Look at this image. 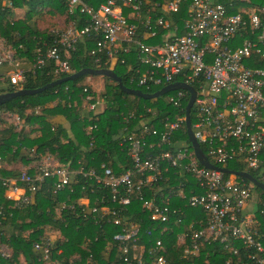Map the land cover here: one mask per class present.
Segmentation results:
<instances>
[{
	"label": "built area",
	"instance_id": "1",
	"mask_svg": "<svg viewBox=\"0 0 264 264\" xmlns=\"http://www.w3.org/2000/svg\"><path fill=\"white\" fill-rule=\"evenodd\" d=\"M143 1L106 0L94 8L82 0H68V11L72 13L78 8L88 16V23L79 27L73 22L65 29L51 30L56 35V45L45 54L37 48L32 72L44 65L46 57L54 62V74L69 73L65 56L85 37L94 40L90 53L96 61L104 59L110 68L124 64V56L135 50L138 65L129 67V81L152 93L180 76L182 83L195 90L191 128L208 161L226 169L228 162L244 164L245 172H258L259 182L264 183V6H239L237 11L230 12L227 2L192 0L181 34L161 12L155 14V24L168 31L160 43L149 44L144 38L156 36L151 25L153 8L148 7L142 14ZM179 4L180 0H169L156 3L155 9L175 12ZM0 5L11 7L12 2L0 0ZM125 8L129 9L127 14L123 12ZM138 21L147 31L138 32ZM4 61L15 67L8 77L10 84L21 89L25 73L19 68L20 58L7 49L0 55V63ZM173 91L174 94L165 97V102L174 108L172 113L158 120L142 118L136 127H129L131 113L123 117L125 126L120 144L126 149L132 168L115 173L106 163L86 169L62 164L50 156L38 157L28 165L34 169L32 173L22 168L19 177L0 176V188L8 202L6 207L0 205V213L31 204L35 193L48 181L52 183V192L57 194L64 190L72 192L77 179L82 177L92 193L99 191L96 203L81 195L69 201L67 194V199H56L55 211L60 215L68 210L74 218L118 226L119 231L112 234L105 250L110 248V254L115 248L116 256L124 264H172L163 253L162 238L157 237L147 246L140 236V223L125 213L132 200L139 201L163 234L184 221L182 207L173 205L177 199L204 213V218L191 219L187 228L176 234L175 244L181 251L179 264H193L191 259L210 245L228 253L224 264H264V198L256 192L255 184L237 175V171L223 172L201 164L188 136L186 140L175 137L182 129L187 135L185 96L190 93L185 89ZM84 104L90 111H101V99L94 101L91 94L85 96ZM146 112L157 114L151 107ZM0 117L6 124L22 126L17 114L0 111ZM170 172L176 183H171ZM192 179L200 192L191 185ZM58 232L46 228L33 242L38 261L62 264L63 249L55 245ZM0 255L4 258L12 255L1 241ZM67 261L73 264V258ZM13 264L27 262L21 257ZM204 264L212 263L206 260Z\"/></svg>",
	"mask_w": 264,
	"mask_h": 264
},
{
	"label": "trees",
	"instance_id": "2",
	"mask_svg": "<svg viewBox=\"0 0 264 264\" xmlns=\"http://www.w3.org/2000/svg\"><path fill=\"white\" fill-rule=\"evenodd\" d=\"M10 1L12 2L11 7L0 5V37L14 50L15 55L28 56L32 61L30 69L24 72L22 88L35 89L82 68H109L120 76L125 86L139 88L143 92H147L128 79L131 72L129 67L138 65L135 50L131 49V53L124 56V64L119 63L110 68L106 60L96 61L95 56L90 53L95 44L91 37H85L84 40L78 42L75 48L69 50L65 56L71 69L69 73L54 74V62L46 57L44 65L32 72V65L37 58V48L45 54L48 48L56 45V35L51 30H41L36 25L40 14L39 9H46L45 12L51 16L65 15L69 24L75 22L79 27L88 23V16L80 12L78 8H74L70 13L68 0ZM82 1L94 8L106 2V0ZM168 1L144 0L142 2V14H145L148 7L153 8L151 25L156 32V36L144 38L146 43H160L163 35L168 31V29L155 24V14L160 15V12L165 19L179 28V34L184 32L183 25L188 18L192 0H180L179 7L175 12L168 13L158 8L155 9L156 3ZM212 1L213 3L227 2L230 12L237 11L239 6L252 5L257 8L264 6V0H249L242 3H237V0ZM24 6L27 7V11L23 17L12 19V11ZM123 12L127 14L129 9L125 8ZM137 25L138 32L147 31L143 23L138 21ZM88 76L91 75L80 76L33 95L18 96L0 105V111L17 114L22 122L21 128H16L12 123L6 124L0 117L2 119L0 122L3 124L0 126L1 177H19L22 168L32 173L34 169L28 168V165L35 162L38 157L45 156L58 159L62 164H71L73 167L83 166L86 169L98 168L101 163H106L115 173L132 168V164L126 156V149L120 144L125 126L123 117L131 113L133 117L129 127H136L142 118L151 117L158 120L168 113H172L174 108L165 102V97L174 94V91L148 100L122 91L111 78L101 76L105 83L104 90L99 96L91 84L83 82ZM173 82H183V80L177 76ZM7 85V88L0 89V93L17 90L10 82ZM87 94H91L94 101L101 99V111L96 113L88 110L84 104ZM188 97L189 94H186L185 100H188ZM147 107L156 109V116L147 113ZM58 116L66 120L67 127L53 121ZM88 127H92V129H88ZM175 137L187 139L183 129L178 131ZM202 148L204 149V147ZM227 168L234 171L246 170L244 164L237 162H228ZM249 173L260 181L258 172L249 171ZM170 176L171 183H176L177 180L171 172ZM191 185L196 192H200L196 188L194 179L191 180ZM162 187L167 188L166 184H163ZM51 188L52 183L48 181L42 184L35 193L31 204L14 209L7 208L0 213V232H2L0 241L12 252L9 258L0 255V264H13L21 257L27 264H45L37 260V254L34 252L32 244L44 234L46 228L59 231L56 233L55 245L63 249V254L60 256L62 264H67L69 258H73V264H91L92 261H96L98 264H122L123 262L115 254V248H112L110 254V248L105 250L112 234L119 231L118 226L106 223L96 224L81 217L74 218L70 216L68 210L60 215L55 211L56 199H67V194L70 195L69 201L76 200L81 195L90 197L92 202L96 203L95 199L99 195V191L95 190L92 193L91 186L82 177L77 179L72 192L64 190L54 194ZM256 189L259 190V195L264 198V191L257 187ZM104 203H106V199ZM1 204L6 207L8 202L0 188ZM173 205L182 207L184 221L179 226H172L170 228L172 230L168 228L163 234H160V230L156 228L159 226L158 223L150 220L146 212L142 210L139 201L132 200L125 214L140 223V236L147 241V246L157 237H161L165 245L163 253L167 260L172 264H179L181 251L175 244L176 234L185 230L191 219L204 218V213L199 208L186 206L185 202L180 199L174 201ZM152 229L156 230L152 231ZM147 231H150L149 235ZM60 236L63 239H60ZM227 258V252H221L218 250V246L210 245L203 249L198 257H193L191 262L204 264L206 260H209L212 264H224ZM186 264H190V262Z\"/></svg>",
	"mask_w": 264,
	"mask_h": 264
},
{
	"label": "water",
	"instance_id": "3",
	"mask_svg": "<svg viewBox=\"0 0 264 264\" xmlns=\"http://www.w3.org/2000/svg\"><path fill=\"white\" fill-rule=\"evenodd\" d=\"M85 75L109 77L115 83L118 84L119 88L122 91L129 93V94H133L135 96H140V97H142L144 99H148V100L160 97V96L166 94L167 92H170V91H173L176 89L187 90L190 93V95H189L188 102L185 106V116H186L185 123H186V128H187L188 140L194 149V152H195L197 159L199 160V162L201 164H203L206 167L220 169L223 172L228 171V169H226V168H220V167H217L214 164L210 163L208 161L207 157L205 156V154L203 153V151L201 150L197 140L194 137V134H193V131L191 128L190 111H191V107H192L194 99H195V90L191 85H188L186 83L172 82L170 84L163 86L162 88H160L159 90H157L155 92L147 93V92H143L139 88H129V87L125 86L123 84L120 76H118L112 69H109V68H82V69H80V70H78L72 74L58 78L56 80H53V81H51V82H49V83H47L41 87L35 88V89L21 88V89L15 90L13 92L0 93V105L5 103L6 101H8L10 99L15 98V97L24 96V95H33V94L42 92L43 90L48 89L50 87L60 85L62 83H65V82L70 81V80H74L80 76H85ZM235 173L237 175H239L240 177L245 178V179L253 182L257 188L264 191V183L259 182L250 173L245 172V171H237Z\"/></svg>",
	"mask_w": 264,
	"mask_h": 264
},
{
	"label": "rangeland",
	"instance_id": "4",
	"mask_svg": "<svg viewBox=\"0 0 264 264\" xmlns=\"http://www.w3.org/2000/svg\"><path fill=\"white\" fill-rule=\"evenodd\" d=\"M22 10L20 11L21 13L20 16H23L24 13L27 11V7L24 6L21 8ZM46 9H39L40 14L38 15L36 25L38 26L39 29L41 30H55V29H65L69 23L65 15H55L51 16L45 12ZM9 45L5 44L2 38H0V55L2 54L3 50L5 48H8ZM13 52V51H11ZM85 84H91V86L95 89L97 94H100L104 90V83L105 80L103 77L100 76H93V78L90 79L89 81L86 80V78L83 80ZM0 120H2L0 118ZM0 126H3V124L0 122ZM256 192L258 193L259 190L256 189Z\"/></svg>",
	"mask_w": 264,
	"mask_h": 264
},
{
	"label": "crops",
	"instance_id": "5",
	"mask_svg": "<svg viewBox=\"0 0 264 264\" xmlns=\"http://www.w3.org/2000/svg\"><path fill=\"white\" fill-rule=\"evenodd\" d=\"M22 9L21 8H15L13 11H12V19H18V18H22L23 16H20L19 13H21ZM1 38V37H0ZM7 49H10L11 51L14 52L13 49H11L10 47L8 48H5L4 51H7ZM2 52V53H3ZM15 55V54H14ZM15 56H18L20 58V65H19V68L21 70H23L24 72H26L27 70L30 69L31 67V64H32V61L30 60V58L28 56H25V55H15ZM15 69V67L13 66V64H11L9 61H4V62H1L0 63V89H4V88H7V84L9 83V75L13 72V70ZM101 77V76H100ZM93 78V76H88L86 77V80L89 81L90 83V79ZM95 90V89H94ZM56 123H61L63 124L65 127H67V122L64 118L58 116V117H55L54 120Z\"/></svg>",
	"mask_w": 264,
	"mask_h": 264
}]
</instances>
